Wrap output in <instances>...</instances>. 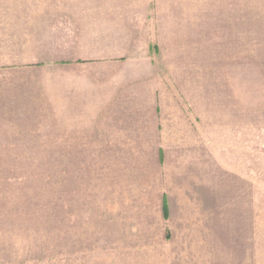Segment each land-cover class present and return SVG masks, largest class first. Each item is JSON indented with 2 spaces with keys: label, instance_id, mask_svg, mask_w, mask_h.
Listing matches in <instances>:
<instances>
[{
  "label": "rangeland",
  "instance_id": "1",
  "mask_svg": "<svg viewBox=\"0 0 264 264\" xmlns=\"http://www.w3.org/2000/svg\"><path fill=\"white\" fill-rule=\"evenodd\" d=\"M255 31L254 48L117 53L74 116L46 95L24 147L0 149V264H264Z\"/></svg>",
  "mask_w": 264,
  "mask_h": 264
},
{
  "label": "crops",
  "instance_id": "2",
  "mask_svg": "<svg viewBox=\"0 0 264 264\" xmlns=\"http://www.w3.org/2000/svg\"><path fill=\"white\" fill-rule=\"evenodd\" d=\"M255 27L264 0H0V149L24 147L46 95L55 117L86 110L88 74L117 53L254 48Z\"/></svg>",
  "mask_w": 264,
  "mask_h": 264
},
{
  "label": "trees",
  "instance_id": "3",
  "mask_svg": "<svg viewBox=\"0 0 264 264\" xmlns=\"http://www.w3.org/2000/svg\"><path fill=\"white\" fill-rule=\"evenodd\" d=\"M167 207H166V205H164V211H165V213H167Z\"/></svg>",
  "mask_w": 264,
  "mask_h": 264
}]
</instances>
